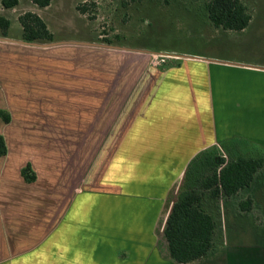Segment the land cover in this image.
I'll list each match as a JSON object with an SVG mask.
<instances>
[{"label":"crops","instance_id":"crops-1","mask_svg":"<svg viewBox=\"0 0 264 264\" xmlns=\"http://www.w3.org/2000/svg\"><path fill=\"white\" fill-rule=\"evenodd\" d=\"M21 1L0 0V16ZM50 45L0 35V109L11 116L0 118V264H179L163 231L190 160L233 137L264 147L262 97L241 99L245 84L232 81L262 79L264 66ZM227 215L222 206L215 254L186 264H232ZM252 247L264 264V243Z\"/></svg>","mask_w":264,"mask_h":264},{"label":"rangeland","instance_id":"rangeland-1","mask_svg":"<svg viewBox=\"0 0 264 264\" xmlns=\"http://www.w3.org/2000/svg\"><path fill=\"white\" fill-rule=\"evenodd\" d=\"M207 1L52 0L49 6L41 8L22 0L15 10L3 12V16L11 20L7 37L19 39L21 26L17 15L27 10L39 14L55 37L54 42H36L44 48L50 43L54 46L80 42L100 47L103 51H109L115 45L124 49L147 50L151 53L152 62L157 65L175 63L187 55H201L221 64L264 66V0H242L252 18L251 23L241 31L215 27L208 18ZM80 6L85 8L84 13L79 11ZM103 39H109L112 45L101 42ZM157 53L167 56L160 58ZM105 59L109 61L110 56ZM233 79V83L245 84L241 87V99L246 94L252 96L257 90V100L262 97L264 104V78ZM232 148L236 153V145ZM243 149L256 155L264 153V147L254 142H249ZM259 196L257 192V202L261 201ZM258 204L262 209L256 207L248 215H236L229 211L226 216V224L230 225L227 231L224 230V240L225 245L229 243L235 249L232 264H261L262 255L254 252L252 247L264 243V202Z\"/></svg>","mask_w":264,"mask_h":264},{"label":"trees","instance_id":"trees-1","mask_svg":"<svg viewBox=\"0 0 264 264\" xmlns=\"http://www.w3.org/2000/svg\"><path fill=\"white\" fill-rule=\"evenodd\" d=\"M52 0H31L45 8ZM19 0H1L4 8H13ZM205 8L208 18L217 28L233 31L245 29L251 14L242 0H208ZM84 13V7H78ZM21 39L27 43L54 42V34L43 18L32 11L18 16ZM10 20L0 16V31L7 36ZM101 42L112 45L109 39ZM0 118L8 123L11 116L0 109ZM250 141L233 137L218 146L197 153L188 163L183 181L167 216L164 237L170 258L186 264L198 258L215 254L220 245V220L222 206L236 215H248L264 202V153L253 154L243 146ZM236 145V153L232 148ZM7 146L0 134V155H5ZM25 181L32 182L36 175L27 163L21 170ZM262 187V189H260ZM261 190V191H260ZM260 193L259 200L256 194Z\"/></svg>","mask_w":264,"mask_h":264},{"label":"built area","instance_id":"built-area-1","mask_svg":"<svg viewBox=\"0 0 264 264\" xmlns=\"http://www.w3.org/2000/svg\"><path fill=\"white\" fill-rule=\"evenodd\" d=\"M157 54L159 55L160 58H164L165 56H167V55L160 54V53H157ZM158 55H155V56L158 57ZM160 61H164V59H160Z\"/></svg>","mask_w":264,"mask_h":264},{"label":"water","instance_id":"water-1","mask_svg":"<svg viewBox=\"0 0 264 264\" xmlns=\"http://www.w3.org/2000/svg\"><path fill=\"white\" fill-rule=\"evenodd\" d=\"M24 42V41H23ZM27 43V42H26ZM30 44H36V42H34V43H30ZM50 44H53V43H50ZM160 54H163V53H160ZM164 55H166V54H164ZM169 56V55H168Z\"/></svg>","mask_w":264,"mask_h":264}]
</instances>
